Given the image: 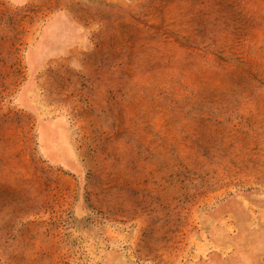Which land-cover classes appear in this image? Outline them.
Wrapping results in <instances>:
<instances>
[{
  "label": "rangeland",
  "instance_id": "374dc122",
  "mask_svg": "<svg viewBox=\"0 0 264 264\" xmlns=\"http://www.w3.org/2000/svg\"><path fill=\"white\" fill-rule=\"evenodd\" d=\"M90 16L66 177L13 103L19 16L0 13V264H264V0H86Z\"/></svg>",
  "mask_w": 264,
  "mask_h": 264
},
{
  "label": "crops",
  "instance_id": "0c3cea01",
  "mask_svg": "<svg viewBox=\"0 0 264 264\" xmlns=\"http://www.w3.org/2000/svg\"><path fill=\"white\" fill-rule=\"evenodd\" d=\"M5 12L19 16L13 33L23 73L13 103L34 118L33 145L40 159L71 177L80 162L77 130L61 102L86 77V45L99 18H86V0H0V13ZM1 44L0 70H8L9 43Z\"/></svg>",
  "mask_w": 264,
  "mask_h": 264
}]
</instances>
